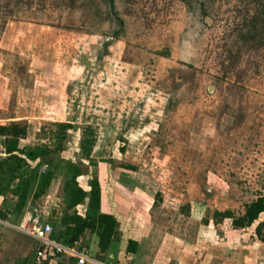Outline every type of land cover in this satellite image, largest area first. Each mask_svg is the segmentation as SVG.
I'll return each instance as SVG.
<instances>
[{
    "label": "rangeland",
    "instance_id": "rangeland-1",
    "mask_svg": "<svg viewBox=\"0 0 264 264\" xmlns=\"http://www.w3.org/2000/svg\"><path fill=\"white\" fill-rule=\"evenodd\" d=\"M11 121L28 124L26 148L54 152L76 124L53 157L81 175L93 152L134 167L119 182L147 212L127 221L139 264H264V213L244 228L212 220L264 197V0H0ZM23 213L0 221V264H39Z\"/></svg>",
    "mask_w": 264,
    "mask_h": 264
},
{
    "label": "trees",
    "instance_id": "trees-1",
    "mask_svg": "<svg viewBox=\"0 0 264 264\" xmlns=\"http://www.w3.org/2000/svg\"><path fill=\"white\" fill-rule=\"evenodd\" d=\"M113 1V0H112ZM61 140L57 144L55 152L64 150L63 143L66 139L67 128H71L72 124L65 123L61 125ZM28 135V124L21 121H13L7 124H0V136L5 137L6 156L0 159V196L6 195L10 181L23 169V165L27 166V177L22 179V182L16 184L18 186L16 193L19 194V203L17 209H21L27 204V199L30 195L31 188L36 185L34 197H38L46 193L51 184L52 177L56 168L60 163L65 162L70 168L67 179L64 184L65 211L60 219L61 226H55L53 238L59 243H62L71 248H75L81 235L88 228L97 229L99 235V246L101 250H106L111 241L117 226V221L113 215L101 213V187L97 179L89 180L90 190L80 186L78 177L82 174L79 166L71 161L66 162L62 158L56 161L53 157L54 151L49 147L37 146L33 149L20 147V139ZM123 150V148H122ZM42 166L45 168L41 170ZM128 169H134L133 166L124 165ZM20 178V176H19ZM6 183V185L4 184ZM88 199V210L85 216L78 213L75 207ZM264 213V197H259L253 200L246 206L245 212L238 216L232 210L221 211L216 209L213 212L212 220L216 223H222L226 219H230L234 228H244L253 225ZM1 217L5 213H0ZM205 223H209V218H206ZM264 223H260L256 229L257 235L264 240V232L262 228ZM136 242H132L129 251H135Z\"/></svg>",
    "mask_w": 264,
    "mask_h": 264
},
{
    "label": "crops",
    "instance_id": "crops-1",
    "mask_svg": "<svg viewBox=\"0 0 264 264\" xmlns=\"http://www.w3.org/2000/svg\"><path fill=\"white\" fill-rule=\"evenodd\" d=\"M68 123L74 124L73 122H68ZM82 135L83 137L88 136L86 134H82ZM24 140H25L24 138L20 139V143H19L20 147H25V144L23 145L21 143ZM33 148L35 147H32L30 149ZM4 149H5V137L0 136V159L6 156ZM93 155L94 152L90 154V156L88 157L89 159L87 160L82 159L83 164H85L87 167L88 165L91 166V172L90 173L87 172L84 175H80L78 177L79 184L87 191H89L90 190L89 180L93 178L99 181L101 187L100 211L101 213L104 214L113 215L117 221V226L115 228L112 241L106 250H101L99 246V235L97 229L94 230L93 228H88L85 230V232L81 235L80 240L78 241L75 248L78 250H81L83 248L86 249L88 254L93 258L94 262H87L85 264H139L137 260V247L139 240L133 234V231L130 230L129 227L130 223H127V221L130 219L132 213L135 216L136 215L141 216V214H138L140 212L143 215L141 218L145 219L144 217L147 214V212H145L146 209L142 210V207L141 209L138 208V206L135 205V202H131L128 199L127 195H125V190L127 192H129V190L124 185L120 184L122 182H119L122 176L128 175L127 172L129 171V169L124 167L125 164L113 165V167L111 168V166L109 167V165H111L110 161L104 160L103 157L101 156H98L99 158L98 157L95 158L93 157ZM59 166L56 168V171L51 180V184L47 189L46 193L38 197H34L37 183H35V186L31 188L30 195L27 199L28 200L27 204L21 207L24 213L20 225L27 217L36 216V215H39L47 223H48V221H46L47 217H50L52 219V223L61 221L60 219L62 218V215L65 210L61 211L59 209L58 202H65L64 184L67 179V176H65V174H61V172L59 171ZM26 168L27 166L23 165V169L21 170V172H19V174L16 173L14 179L10 181L9 186L11 187V190L14 192L8 190L6 195L0 196V207H1L0 213L2 212L5 213L4 217L0 216L1 222L4 219L8 220V217H10V215L12 216L16 212V210H18L17 205L20 199L19 197L20 192L18 193H16L17 191L15 192V190H17L16 188L18 187L16 186V184L22 182V179L27 177L28 173ZM41 170H43V166ZM81 178L87 181L86 185H84V182H81L80 180ZM117 184L118 186L120 185L121 187H118ZM75 209L78 211L80 215L85 216L88 210V199H86L83 203L78 204L75 207ZM53 210H56L55 213H53ZM148 215H149V210H148ZM26 236L29 237L28 235ZM119 240H121L120 242L122 241L125 242L128 240L136 242L137 247L135 251H129V248H127L126 243H124L125 244L124 246L123 245L118 246ZM38 246L36 247V249L38 248ZM36 249L34 251V257H35V262L37 263ZM51 260L53 261L54 264H78L77 258L67 254H57L44 263H49Z\"/></svg>",
    "mask_w": 264,
    "mask_h": 264
},
{
    "label": "built area",
    "instance_id": "built-area-1",
    "mask_svg": "<svg viewBox=\"0 0 264 264\" xmlns=\"http://www.w3.org/2000/svg\"><path fill=\"white\" fill-rule=\"evenodd\" d=\"M18 228L39 243L36 249V261L39 264L61 253L77 258L78 264L94 262L86 249L71 248L55 240L53 238L54 228L39 215L27 217Z\"/></svg>",
    "mask_w": 264,
    "mask_h": 264
},
{
    "label": "water",
    "instance_id": "water-1",
    "mask_svg": "<svg viewBox=\"0 0 264 264\" xmlns=\"http://www.w3.org/2000/svg\"><path fill=\"white\" fill-rule=\"evenodd\" d=\"M55 211H56V210H53V213H55ZM53 216H54V214H53Z\"/></svg>",
    "mask_w": 264,
    "mask_h": 264
}]
</instances>
